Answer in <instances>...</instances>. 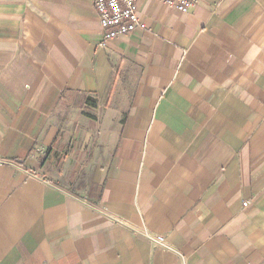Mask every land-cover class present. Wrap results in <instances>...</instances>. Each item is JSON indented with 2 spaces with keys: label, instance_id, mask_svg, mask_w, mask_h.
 I'll return each mask as SVG.
<instances>
[{
  "label": "crops",
  "instance_id": "crops-1",
  "mask_svg": "<svg viewBox=\"0 0 264 264\" xmlns=\"http://www.w3.org/2000/svg\"><path fill=\"white\" fill-rule=\"evenodd\" d=\"M138 13L0 0V264H264V0Z\"/></svg>",
  "mask_w": 264,
  "mask_h": 264
},
{
  "label": "built area",
  "instance_id": "built-area-1",
  "mask_svg": "<svg viewBox=\"0 0 264 264\" xmlns=\"http://www.w3.org/2000/svg\"><path fill=\"white\" fill-rule=\"evenodd\" d=\"M140 0H95V8L98 14L104 37L102 46L117 37L132 33L138 28H146L138 13ZM162 2L172 9L182 13L192 12L200 0H155ZM157 243L165 244L164 236L151 237Z\"/></svg>",
  "mask_w": 264,
  "mask_h": 264
}]
</instances>
